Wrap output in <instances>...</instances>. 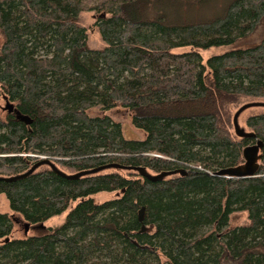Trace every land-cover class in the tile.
Segmentation results:
<instances>
[{"label": "trees", "instance_id": "1", "mask_svg": "<svg viewBox=\"0 0 264 264\" xmlns=\"http://www.w3.org/2000/svg\"><path fill=\"white\" fill-rule=\"evenodd\" d=\"M83 11L98 14L100 48L88 45ZM263 23L264 0H0V98L32 119L0 108V177L41 158L68 174L107 163L187 172L67 179L42 165L1 179L25 222L64 217L17 238L0 212V264H264V110L245 119L263 144L256 174L215 175L255 142L230 120L237 105L264 100V36L249 40ZM95 106L101 114L88 113ZM116 107L142 139L123 135L106 113ZM106 192L115 196L95 200ZM236 211L246 222L228 228Z\"/></svg>", "mask_w": 264, "mask_h": 264}, {"label": "rangeland", "instance_id": "2", "mask_svg": "<svg viewBox=\"0 0 264 264\" xmlns=\"http://www.w3.org/2000/svg\"><path fill=\"white\" fill-rule=\"evenodd\" d=\"M97 15L98 14H96L95 12H92V11H83L80 14V19H79L80 24L87 28L88 45L91 48H100L104 44V42L102 41V39L99 35L97 28L94 26V23L97 20ZM262 36H264V23L257 27L255 32L250 36L249 40H250V42L257 41ZM225 49H227V48H224V47L210 48L208 50L200 51V53L202 54V57L205 60V59H207V57H209L213 54H216V53H220V52L224 51ZM184 50L185 49L180 50V51H184ZM4 105H5L4 100L2 98H0V106H4ZM240 105L241 104L237 105L235 108L232 109V114L235 112V110ZM263 110H264V107H251V108L244 110L238 118V122H239L240 126L245 127L246 117H248L249 115H252V114L259 113ZM4 112L5 111H2V113H4ZM88 113L91 115H96V114H101L102 111L100 110L99 106H95V107L90 108L88 110ZM106 113L109 116H111V118L113 120H115L121 124L123 135L126 138L142 139L144 137V133L141 130H139L133 126V124L131 122L130 113L128 112L127 109L121 108V107H116V108H112V109L106 111ZM231 121L232 120H230V123H231ZM230 130L233 131L232 124H231ZM114 196H115V192L99 193L95 196V200L96 201H103V200L111 199ZM0 212H7L10 215L12 223H13L12 235L14 237L20 238V237L25 236L24 235V226H23L25 220L20 215L9 210L8 201H7L4 194H0ZM63 217H64V214L54 216V217L50 218L49 220H47L46 222L41 223L42 226H40L41 224H34V225L30 224L27 234L28 235H30V234H41L45 231V228L47 226H49V225L54 226V225L61 223L63 220ZM246 218H247V215H246V212H244V211H236V212L232 213L230 215L228 228H232V227H235L237 225L245 223Z\"/></svg>", "mask_w": 264, "mask_h": 264}, {"label": "water", "instance_id": "3", "mask_svg": "<svg viewBox=\"0 0 264 264\" xmlns=\"http://www.w3.org/2000/svg\"><path fill=\"white\" fill-rule=\"evenodd\" d=\"M103 15L104 14L102 13L101 16H103ZM3 100L5 103L3 109H5L8 113H12L17 120H20V121L24 122L25 124L31 123L32 119L28 115L22 114L15 107V105L12 102H10L5 96H3ZM251 107H264V100L249 101V102L243 103L242 105H240L235 110V112L233 113V116H232V126H233L234 134L238 137L255 138V134L253 132L247 131L245 129V127L240 126V124L238 122V118H239L240 114L244 110L251 108ZM262 145H263L262 141L255 138L254 143L248 144L242 149V156H243V160H244L243 164H241L239 166H235V167L220 169V170L215 172V175L225 176V177H237V178H247V177L254 176L256 174V171L258 168L257 160L259 158V152L262 148ZM42 165L49 166L53 172L57 173L58 175H60L62 177H65L67 179H76L81 175L93 174V173H97L99 171H103V170L110 169V168H116V169L118 168V169H125V170H128V169L137 170L141 175H143L144 177H147L148 179H150L152 181L160 180L163 177L173 175L176 173H178L180 175H186L187 174L186 170H184V169H176V170H172V171H164V172H160L157 174H152V173L148 172L146 169L141 168V167L123 166V165H120L118 163H107V164H103V165L94 167L92 169L80 171L77 173L68 174V173L60 170L54 164V162L51 161L50 159L41 158L39 161L34 163L29 169H27L23 173L12 175L9 177H0V180L2 179L5 181H13V180H17V179L26 177ZM141 214H142V209H140L139 217H141ZM23 226H24V235H27L30 223L24 222ZM40 226H42V224Z\"/></svg>", "mask_w": 264, "mask_h": 264}, {"label": "flooded vegetation", "instance_id": "4", "mask_svg": "<svg viewBox=\"0 0 264 264\" xmlns=\"http://www.w3.org/2000/svg\"><path fill=\"white\" fill-rule=\"evenodd\" d=\"M2 99H3V98H2ZM3 107H4V106H0L1 110L7 112L5 109H3ZM7 113H8V112H7Z\"/></svg>", "mask_w": 264, "mask_h": 264}]
</instances>
